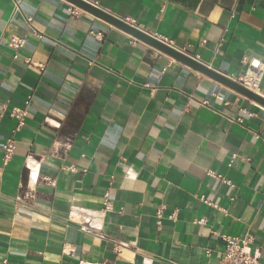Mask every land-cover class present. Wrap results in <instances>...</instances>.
Masks as SVG:
<instances>
[{"label":"crops","instance_id":"crops-1","mask_svg":"<svg viewBox=\"0 0 264 264\" xmlns=\"http://www.w3.org/2000/svg\"><path fill=\"white\" fill-rule=\"evenodd\" d=\"M85 1L231 79L264 66V0ZM68 4L0 0V264H221V236L264 262V108Z\"/></svg>","mask_w":264,"mask_h":264},{"label":"built area","instance_id":"built-area-1","mask_svg":"<svg viewBox=\"0 0 264 264\" xmlns=\"http://www.w3.org/2000/svg\"><path fill=\"white\" fill-rule=\"evenodd\" d=\"M69 6V13L71 16L77 18L80 17L84 14V12L76 7H74L71 4H68ZM20 8L17 2L14 3V8H13V14L12 17L15 16L19 12ZM164 11V6L161 8V12ZM28 27L31 26L32 20L30 18L26 19ZM130 25L135 26L131 22H127ZM137 27V26H135ZM140 29L139 27H137ZM141 30V29H140ZM97 40L102 38L101 33H91ZM38 35V34H36ZM40 36V35H38ZM155 39L159 40L160 42L164 43L165 45L172 47L171 43L167 41L166 39L159 38L153 36ZM132 41L134 42H139L138 40L130 37ZM26 44L25 39L19 38V37H12L8 41V47L14 51V59L17 58V52L21 48H23ZM177 50V49H176ZM182 53H185L184 50H178ZM154 56H160L163 55L162 53L156 51L153 49ZM246 63V70L244 73L237 78H232V80L242 86L244 89L255 93L261 97H264V95L261 92V84L264 79V66L257 60H250V61H245ZM27 65H31V61L28 59L26 60ZM38 69H42L39 68ZM238 97H242L241 95H238ZM216 99H220L218 96H215ZM221 100V99H220ZM30 101L31 97L29 96L25 103L24 107L22 109H13L10 113V117L16 120V126L14 130L12 131V134L8 139L5 140V142L2 145V150H3V164L6 165L10 159L12 158L15 150V141L13 139V136L20 132L21 129L24 127L25 119L28 115V109L30 106ZM206 102H203L202 105H206ZM240 114H248V111L246 109L240 108L239 109ZM232 122H236L238 124H242V118H237L235 120H232ZM233 159V158H232ZM231 167V165H229ZM207 176L218 179L220 180L224 185L233 188L232 184L230 181L227 179L223 178L221 175H216L210 171H208ZM48 181L47 179H45ZM202 201L204 199L202 198ZM205 202V201H204ZM211 206L215 207V205L210 204ZM223 211V209H221ZM112 211V204L109 198V193L106 192L103 195V207H102V212L103 213H108ZM164 208L161 207L157 210V225L159 226L161 224V219H162V214H163ZM174 215H170V219H172ZM206 221L205 219H201L197 222V224H204ZM102 239H105V237L101 236ZM221 240L224 243V251L222 254V260L221 264H264V262H261L259 259V254L258 250H255V252L251 251L250 248V240L248 238H238V237H230V236H221ZM115 251L118 252L121 248H125L122 244H117L115 243Z\"/></svg>","mask_w":264,"mask_h":264},{"label":"water","instance_id":"water-1","mask_svg":"<svg viewBox=\"0 0 264 264\" xmlns=\"http://www.w3.org/2000/svg\"><path fill=\"white\" fill-rule=\"evenodd\" d=\"M74 7L82 10L85 13L91 14L110 26L124 32L130 37L148 45L152 49L172 58L173 60L185 65L186 67L200 73L201 75L212 79L213 81L229 88L230 90L238 93L247 100L256 103L258 106L264 108V97H261L255 93H252L244 89L239 84L235 83L231 78L220 73L216 69L209 67L208 65L198 61L192 56L182 53L175 48L169 47L159 40L155 39L152 35L138 29L137 27L130 25L129 23L115 17L114 15L107 13L106 11L96 7L95 5L85 0H64Z\"/></svg>","mask_w":264,"mask_h":264}]
</instances>
